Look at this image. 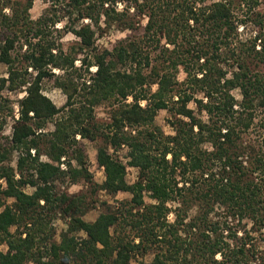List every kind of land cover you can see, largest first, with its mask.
<instances>
[{
  "label": "trees",
  "instance_id": "obj_1",
  "mask_svg": "<svg viewBox=\"0 0 264 264\" xmlns=\"http://www.w3.org/2000/svg\"><path fill=\"white\" fill-rule=\"evenodd\" d=\"M34 1L0 0V264H264L262 0H44L36 19ZM112 27L133 34L100 47ZM4 91L25 93L17 118ZM82 139L100 143V188L131 194L93 221L87 197L56 184L92 181Z\"/></svg>",
  "mask_w": 264,
  "mask_h": 264
},
{
  "label": "rangeland",
  "instance_id": "obj_2",
  "mask_svg": "<svg viewBox=\"0 0 264 264\" xmlns=\"http://www.w3.org/2000/svg\"><path fill=\"white\" fill-rule=\"evenodd\" d=\"M47 6L46 1L44 0H35L33 7L30 9L31 16L36 19L39 17V15L43 12L45 7ZM262 7H264V0H262ZM119 8H122V5H119ZM142 25H145L146 18H142L141 20ZM255 27L252 24H248L246 27H241L240 31L243 36H247L254 31ZM102 34V35H101ZM133 34L130 30H121L116 27L112 28H106L102 33H98L97 37V44L100 47H106L108 49H112L114 45L121 40L122 38ZM78 38L70 31H66L64 37H63V43L65 46H70L73 43L77 42ZM79 62V61H78ZM0 76H7V67L5 64L0 62ZM183 77V75H181ZM44 92L46 95H48L52 100L58 105L62 106L66 101V95L59 89L56 88L52 81L46 80L45 81V87ZM4 94L9 95L10 98L14 101L13 106L15 108V114L16 118L19 116V106L17 103V99H20L25 95L24 92L18 93V94H12L10 92L4 91ZM235 94L238 98H241L240 92L238 90L235 91ZM192 107H196L195 104L192 105ZM98 117L105 121L108 118V110L106 107H100L98 108ZM169 117L170 114L166 110L159 111L156 122L158 125H160L167 133H171L172 127L169 124ZM14 124V118L8 117L7 123L4 127V134L10 135L12 133V127ZM48 128L50 130L54 129V123L53 121L48 123ZM80 138V137H79ZM81 139V138H80ZM82 143L85 148V152L88 158V168L92 176V181H88L85 179H82L76 183H68L67 180L60 179L57 184L58 190H65L68 191L71 194H83L87 197V201L90 202V209L86 212L84 215V218L88 221L95 220L100 212L102 211V205L101 202L108 201L111 204H117L119 201L122 200H128L131 198V194L129 192H118L116 194H109L107 191L100 188V185L105 180V173L104 168L101 167L98 164L97 161V152L98 147L100 145L99 141H91L88 139H82ZM127 153V149L123 148L120 149L118 154L124 158V156ZM17 153H14L12 155V158L10 160V164L16 167V160H17ZM43 159H47V157L44 155ZM74 165H78L77 162L74 160ZM138 171L136 168L128 167L127 172V179L130 183H133L137 178ZM26 190L28 192H32V187H27ZM146 200L148 202L151 201L149 197H146ZM69 221L70 218H67L61 214L57 216V218L54 220L53 226L55 230L54 239L57 241H60L61 235L63 232L67 231L69 227ZM248 227L251 228V224H248ZM255 237H257V242H259V245H263L261 239L258 237L259 234L257 232H252ZM0 250H7V246L5 244L0 246ZM152 257H148L147 259H151ZM31 264V263H30ZM134 264H137L134 262ZM256 264V263H251Z\"/></svg>",
  "mask_w": 264,
  "mask_h": 264
},
{
  "label": "built area",
  "instance_id": "obj_3",
  "mask_svg": "<svg viewBox=\"0 0 264 264\" xmlns=\"http://www.w3.org/2000/svg\"><path fill=\"white\" fill-rule=\"evenodd\" d=\"M64 166V165H63Z\"/></svg>",
  "mask_w": 264,
  "mask_h": 264
}]
</instances>
